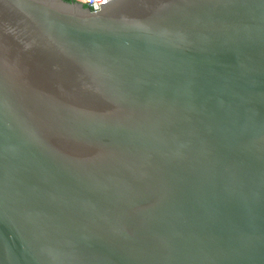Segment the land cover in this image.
<instances>
[{
  "label": "water",
  "instance_id": "95a60500",
  "mask_svg": "<svg viewBox=\"0 0 264 264\" xmlns=\"http://www.w3.org/2000/svg\"><path fill=\"white\" fill-rule=\"evenodd\" d=\"M0 0V264H264V0Z\"/></svg>",
  "mask_w": 264,
  "mask_h": 264
},
{
  "label": "built area",
  "instance_id": "2783aa9c",
  "mask_svg": "<svg viewBox=\"0 0 264 264\" xmlns=\"http://www.w3.org/2000/svg\"><path fill=\"white\" fill-rule=\"evenodd\" d=\"M81 2L82 4L88 6L91 10L95 11L100 8L99 4L106 3L110 0H75Z\"/></svg>",
  "mask_w": 264,
  "mask_h": 264
}]
</instances>
